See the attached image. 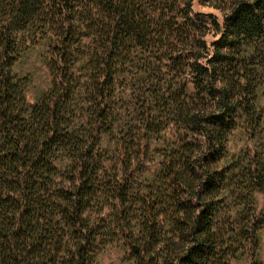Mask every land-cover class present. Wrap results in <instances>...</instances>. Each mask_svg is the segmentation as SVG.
I'll return each mask as SVG.
<instances>
[{
  "label": "trees",
  "instance_id": "obj_1",
  "mask_svg": "<svg viewBox=\"0 0 264 264\" xmlns=\"http://www.w3.org/2000/svg\"><path fill=\"white\" fill-rule=\"evenodd\" d=\"M192 2L0 0V264H262L264 0Z\"/></svg>",
  "mask_w": 264,
  "mask_h": 264
},
{
  "label": "rangeland",
  "instance_id": "obj_2",
  "mask_svg": "<svg viewBox=\"0 0 264 264\" xmlns=\"http://www.w3.org/2000/svg\"><path fill=\"white\" fill-rule=\"evenodd\" d=\"M193 12H202L204 14H212L218 22H221L219 13L211 8L201 5L200 0H193ZM210 25V31L205 36V41L210 45L217 35L210 24V20L206 21ZM47 45L45 43L32 42L31 47L27 49L20 57L15 65V71L28 80L27 95L28 102L32 103L40 98L43 93L51 87V76L46 63ZM260 206L264 204V199L260 196ZM261 263L264 264V231L263 242L261 246ZM97 264H126L123 254L114 246L109 245L102 251L98 258Z\"/></svg>",
  "mask_w": 264,
  "mask_h": 264
}]
</instances>
